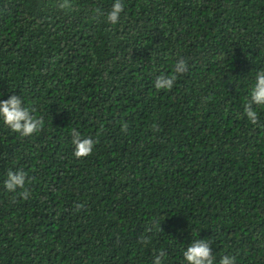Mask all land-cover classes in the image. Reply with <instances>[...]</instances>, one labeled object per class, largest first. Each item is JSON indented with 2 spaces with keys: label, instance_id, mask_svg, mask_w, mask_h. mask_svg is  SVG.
<instances>
[{
  "label": "trees",
  "instance_id": "16d2710c",
  "mask_svg": "<svg viewBox=\"0 0 264 264\" xmlns=\"http://www.w3.org/2000/svg\"><path fill=\"white\" fill-rule=\"evenodd\" d=\"M58 2L0 0V101L18 95L43 120L21 136L0 119V264H152L161 251L186 264L195 239L214 264H264V106L258 125L244 114L264 0H122L115 25V0ZM180 58L187 71L156 89ZM74 129L91 155L74 157ZM10 169L28 199L5 189Z\"/></svg>",
  "mask_w": 264,
  "mask_h": 264
},
{
  "label": "clouds",
  "instance_id": "9594fccd",
  "mask_svg": "<svg viewBox=\"0 0 264 264\" xmlns=\"http://www.w3.org/2000/svg\"><path fill=\"white\" fill-rule=\"evenodd\" d=\"M57 7L61 10H71V0H59ZM122 0H115L110 11L105 15L106 22L109 24H117L120 13L124 10ZM99 14V10H97ZM187 71V64L183 58L178 59L173 67L172 75L161 74L156 77L154 87L156 89H172L177 76ZM253 105L264 106V69L257 71L255 74V82L251 86L248 102L244 106V114L248 121L253 125L259 124V116ZM34 109H29L24 105L22 98L18 95H10L8 99L0 101V119L13 132L19 133L21 136H30L39 130L43 120L35 117L32 113ZM127 124L121 126L122 131H127ZM71 143L74 147L73 155L76 158L86 157L92 154V149L96 141L90 137H82L75 129L71 133ZM27 174L23 170H9L7 178L4 181V187L8 192H16L21 189L19 196L22 199H28L30 190L25 188ZM77 209L80 205L76 206ZM147 237H142L140 243L146 244ZM211 240L195 239L182 252L183 260L186 264H214V258L211 251ZM165 252L161 251L155 255L152 264H163ZM219 264H235V257L225 255L219 260Z\"/></svg>",
  "mask_w": 264,
  "mask_h": 264
}]
</instances>
